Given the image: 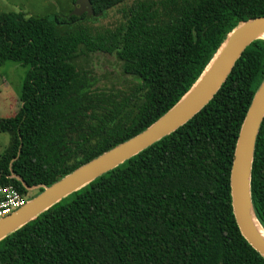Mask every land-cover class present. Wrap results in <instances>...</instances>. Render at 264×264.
I'll list each match as a JSON object with an SVG mask.
<instances>
[{"label":"trees","instance_id":"16d2710c","mask_svg":"<svg viewBox=\"0 0 264 264\" xmlns=\"http://www.w3.org/2000/svg\"><path fill=\"white\" fill-rule=\"evenodd\" d=\"M89 1L101 17L122 5L119 22L95 30L81 26L86 15L0 12V65L27 66L17 110L0 117V132L11 133L0 188L25 201L152 124L236 26L264 16V0ZM95 52L114 57L107 86L88 69ZM263 79L259 38L190 119L2 238L0 264H264L237 227L229 184L239 129ZM249 194L264 229V116Z\"/></svg>","mask_w":264,"mask_h":264},{"label":"water","instance_id":"95a60500","mask_svg":"<svg viewBox=\"0 0 264 264\" xmlns=\"http://www.w3.org/2000/svg\"><path fill=\"white\" fill-rule=\"evenodd\" d=\"M100 14H94L89 0H74L73 9L68 15L97 16ZM263 33L264 16L248 19L236 26L228 34L197 81L176 104L144 130L79 166L53 184L44 187L39 194L0 218V240L49 209L52 204L100 174L133 157L190 119L216 93L246 46L255 39L264 38L261 36ZM263 116L264 79L257 88L240 126L229 176L231 207L237 227L249 245L264 257V238L255 227L251 215L263 233L264 229L253 213L249 194L252 154Z\"/></svg>","mask_w":264,"mask_h":264},{"label":"rangeland","instance_id":"374dc122","mask_svg":"<svg viewBox=\"0 0 264 264\" xmlns=\"http://www.w3.org/2000/svg\"><path fill=\"white\" fill-rule=\"evenodd\" d=\"M132 1L134 0H126V4H130ZM73 4V0H0V12H23L26 16L68 15L73 9ZM122 7L119 5L111 9L107 16H96L89 22H87L88 17L86 16L87 19L85 18L80 24L84 28L91 26L95 30L115 25L120 20ZM88 62V69L96 77L97 85H109V79H105L103 74L113 68L114 57L103 52H95L90 55ZM26 69L27 66L12 61L3 62L0 65V117L12 116L17 110L20 88ZM10 140L11 133L9 131L0 132V155L9 148ZM34 191L31 189L29 195H32Z\"/></svg>","mask_w":264,"mask_h":264},{"label":"built area","instance_id":"2783aa9c","mask_svg":"<svg viewBox=\"0 0 264 264\" xmlns=\"http://www.w3.org/2000/svg\"><path fill=\"white\" fill-rule=\"evenodd\" d=\"M24 196L19 194L12 186L0 188V218L13 212L15 209L23 205Z\"/></svg>","mask_w":264,"mask_h":264},{"label":"bare ground","instance_id":"6f19581e","mask_svg":"<svg viewBox=\"0 0 264 264\" xmlns=\"http://www.w3.org/2000/svg\"><path fill=\"white\" fill-rule=\"evenodd\" d=\"M261 36H264V33L263 34H261ZM210 67V66H209ZM206 74H207V72H206ZM205 74V75H206ZM204 75V76H205ZM203 76V77H204ZM204 79V78H203ZM251 217H252V219H253V223H254V225H255V227L257 228V230H258V232L262 235V237L264 238V233H263V231L260 229V227L258 226V224H257V222H256V220L254 219V217H253V215H251Z\"/></svg>","mask_w":264,"mask_h":264}]
</instances>
